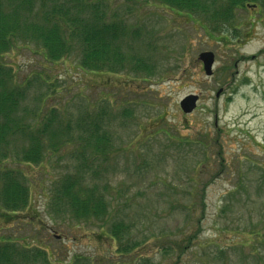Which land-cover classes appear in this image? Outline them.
Returning a JSON list of instances; mask_svg holds the SVG:
<instances>
[{"label": "rangeland", "instance_id": "374dc122", "mask_svg": "<svg viewBox=\"0 0 264 264\" xmlns=\"http://www.w3.org/2000/svg\"><path fill=\"white\" fill-rule=\"evenodd\" d=\"M110 3L139 27L142 41L127 37L125 50L147 59L152 73H93L80 68L76 51L51 62L22 41L0 58L23 88L19 114L31 131L52 108L74 138L59 146L64 137L49 141L56 129L48 130L39 162L2 158L21 171L30 200L11 216L0 214V236L54 250L51 259L63 264H264V7L243 5L214 28L217 22L196 12L191 18L152 0ZM205 50L215 57L211 76L197 59ZM190 93L199 99L184 113L179 101ZM100 107L110 146L100 173L85 176L96 178L108 200L107 221L130 227L124 239L136 246L125 254L107 237L109 223L75 220L49 204L54 183L81 158L75 123ZM14 136L10 152L20 153L30 141Z\"/></svg>", "mask_w": 264, "mask_h": 264}, {"label": "trees", "instance_id": "16d2710c", "mask_svg": "<svg viewBox=\"0 0 264 264\" xmlns=\"http://www.w3.org/2000/svg\"><path fill=\"white\" fill-rule=\"evenodd\" d=\"M152 1L160 2L173 11H189L191 14L196 12L209 22H217L214 23V28L218 27V22L231 21L232 11L246 1H258L264 6V0ZM110 5V0H0V58L22 41L38 45L43 50L44 58L51 62H57L76 51L80 68L93 73L116 72L123 68L152 73L154 66L147 59L145 60L139 53L129 54L125 50L131 48L125 40L127 37L136 42L142 41L139 27L119 17L115 10L112 11ZM22 99L23 88L20 83L11 80V68L0 61L2 216L15 214L14 212L28 206L30 200L28 187L19 179L21 171L2 165V158L6 159L9 154H13L16 161H25L27 164L39 162L44 148L41 134L47 133L48 130L58 131V133L50 131L49 141L50 137L55 138L58 135L64 137L59 146L73 138L71 136L73 127L70 122L66 121L65 126H62L55 109L52 108L39 127L31 131L30 124L23 122V115L19 114ZM87 112L82 114L74 125V128L80 129L79 135L83 141L77 153L81 157L80 161L73 173H66L54 183L49 204L57 211L59 209L68 212L75 220L101 222L99 227L109 223L106 228L107 237L117 242L119 253L125 254L133 251L136 246L132 239H124V235L130 233V227L123 220L107 221L108 200L100 191L96 178L85 176L89 169L95 176L100 173L99 163L110 146L109 134L104 129L107 120L103 107H100L97 113ZM59 131H63L64 134ZM17 133L27 135L30 142L20 153L16 151L11 153L9 139L14 138ZM50 145L52 149L58 146L56 141L49 142ZM197 220L199 221L200 217ZM194 234L188 236L186 242H190ZM12 236L11 234L0 236V264H63L57 258L51 259V256L54 257L52 255L54 250L50 252L40 244L30 246L17 238H11Z\"/></svg>", "mask_w": 264, "mask_h": 264}, {"label": "water", "instance_id": "95a60500", "mask_svg": "<svg viewBox=\"0 0 264 264\" xmlns=\"http://www.w3.org/2000/svg\"><path fill=\"white\" fill-rule=\"evenodd\" d=\"M197 58L202 63V68H203L204 73L206 75H211L212 74V64L214 62V53L209 50L201 51L198 54ZM220 91L221 89H219L216 92V95H218ZM197 99H198L197 94L190 93V94L185 95L179 102L180 108L185 113L191 112L196 106Z\"/></svg>", "mask_w": 264, "mask_h": 264}, {"label": "flooded vegetation", "instance_id": "af4514ba", "mask_svg": "<svg viewBox=\"0 0 264 264\" xmlns=\"http://www.w3.org/2000/svg\"><path fill=\"white\" fill-rule=\"evenodd\" d=\"M247 5H249V6H248V7H249L248 10L251 9V10L253 11L255 8H257L256 5H251V6H250V4H247ZM251 14H253V12H251Z\"/></svg>", "mask_w": 264, "mask_h": 264}, {"label": "bare ground", "instance_id": "6f19581e", "mask_svg": "<svg viewBox=\"0 0 264 264\" xmlns=\"http://www.w3.org/2000/svg\"><path fill=\"white\" fill-rule=\"evenodd\" d=\"M247 2V1H246ZM248 3H257V4H260L258 1H256V2H251V1H249Z\"/></svg>", "mask_w": 264, "mask_h": 264}]
</instances>
